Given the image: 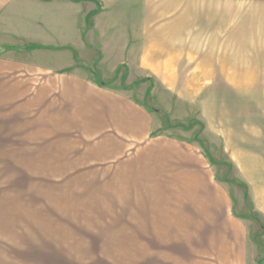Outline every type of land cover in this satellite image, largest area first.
<instances>
[{"label": "crops", "instance_id": "1", "mask_svg": "<svg viewBox=\"0 0 264 264\" xmlns=\"http://www.w3.org/2000/svg\"><path fill=\"white\" fill-rule=\"evenodd\" d=\"M214 1L0 0V105L15 103V115L35 108L41 114L42 129L25 138L16 132V147L23 139L54 141L51 170L66 173L107 166L134 146L156 157L174 141L151 136L154 112L134 91L151 90L152 80L174 93L214 90L209 86L224 73L216 65L224 54L216 50ZM92 47L99 53L93 72L85 67ZM118 73L124 80H111ZM169 154L165 164L131 165L130 193L158 198L157 210L166 212L160 222H174L170 235L208 237L214 264H253L254 246L229 214V195L210 184L189 150L180 163Z\"/></svg>", "mask_w": 264, "mask_h": 264}, {"label": "rangeland", "instance_id": "2", "mask_svg": "<svg viewBox=\"0 0 264 264\" xmlns=\"http://www.w3.org/2000/svg\"><path fill=\"white\" fill-rule=\"evenodd\" d=\"M214 19L216 50L224 54L214 90L174 93L152 80L151 90L134 91L154 112L151 136L174 141L152 159L134 146L107 166L54 172V141L23 139L16 147L14 140L20 130L25 138L42 129L40 112L15 115V103L0 105V264H214L208 237L170 235L174 222H160L166 212L157 210L158 198L144 201L128 188L136 186L131 165L165 164L171 152L180 163L186 150L229 195V214L254 246L253 264H264V0H215ZM98 57L88 49L89 71H97Z\"/></svg>", "mask_w": 264, "mask_h": 264}]
</instances>
